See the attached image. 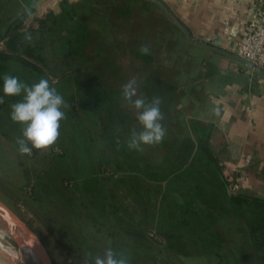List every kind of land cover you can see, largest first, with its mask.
Masks as SVG:
<instances>
[{
    "label": "rangeland",
    "instance_id": "rangeland-1",
    "mask_svg": "<svg viewBox=\"0 0 264 264\" xmlns=\"http://www.w3.org/2000/svg\"><path fill=\"white\" fill-rule=\"evenodd\" d=\"M149 7L127 0H0V49L7 47L13 32H7L8 26L16 20L23 32L18 48L23 53L29 50L47 72L37 73L10 61L0 66V82L5 73L49 78L68 104L57 142L63 145L73 139L74 147L81 142L88 146L76 148L71 164L69 150L60 146L33 150L22 166L24 172L11 160L0 164V198L39 235L55 264H94L95 257H103L108 248L127 256L130 264H264V204L233 197L242 192L264 198V178L247 176L242 183L238 176H225V185L219 184L211 163L199 160L185 145L172 147L184 134H168V156L181 152L188 157L184 163L169 157V178L162 182L165 192L160 199L150 198L149 221L133 213L144 207L143 198L128 195L132 189H143L138 181L123 178L115 194L100 197H79L65 184L67 176H139L144 157L151 155L148 160L158 162V149L127 148L129 131L139 128L134 110L120 99L121 85L134 77L137 96L150 101L157 94L152 92L154 81L147 84V78L166 75L159 64L161 22ZM25 33L31 34V41L24 40ZM142 44L154 46L156 52L141 55L135 50ZM20 99L5 97L0 117L9 115L10 104ZM1 124L9 130L21 127L10 116L3 123L0 118ZM99 138L118 143L114 157L106 142L104 149L98 148ZM100 151L108 154L102 163L97 159ZM133 152L139 156V166L129 158ZM194 153L197 156L191 158ZM231 182L239 184L238 192L230 193ZM177 184L183 196L176 195ZM86 203L106 212L81 215L79 208L73 210ZM140 222L149 225L131 227ZM192 236L206 244H191ZM1 240L12 253L20 249L9 234ZM198 250L202 258H196ZM10 260L14 261L0 250L1 264H13Z\"/></svg>",
    "mask_w": 264,
    "mask_h": 264
},
{
    "label": "crops",
    "instance_id": "crops-1",
    "mask_svg": "<svg viewBox=\"0 0 264 264\" xmlns=\"http://www.w3.org/2000/svg\"><path fill=\"white\" fill-rule=\"evenodd\" d=\"M127 1H142L148 4L151 13L157 15L161 22L159 64L166 75L159 78L149 77L147 84L151 85L154 81L153 91L151 88L149 90L162 97L161 111L164 114L162 124L166 128L167 136L165 135L158 145L145 146L147 149L159 150L155 153L158 159L156 163L148 160L152 157L150 155L144 157L143 166H139L141 162L138 161V154L134 152L129 154V158L134 162L138 161L137 165L143 168L142 171L138 169L139 176H86L82 179L67 176L64 177L67 187L78 191L79 197L94 195L100 197L115 194L118 191L116 187L119 180L123 178L138 181L139 187H142L141 183L143 184V189L138 188L137 192L132 189L134 192L128 191V195L143 198L144 207L137 208L133 213L141 214L144 221H149L151 210L147 207L150 206V198L155 196L160 199L165 192L163 189L165 184L162 186V182H167L169 178L166 176L169 157L175 159L176 163H184V159L188 157H183L181 152L170 153L171 156H168L170 139L168 134L172 133L184 134V138L172 147L177 149L185 145L198 154L197 156L194 153L191 158L197 156L199 160L211 163L213 170L218 174L215 179L223 186L226 183L225 176H238L242 183L247 176H257V180L260 177L264 178V60L262 68L254 70L236 56L240 42L250 34L249 24L257 16L263 0ZM146 17L151 16L148 13ZM149 49V54L156 52L154 46H150ZM7 62L10 61L0 60V66L4 63L6 65ZM20 79L30 85L38 82L40 78ZM0 84L3 86V82ZM50 84L54 86L52 82ZM2 89L0 88V96L4 95ZM150 91L148 92L151 94ZM8 116L7 114L4 118L0 117L2 123ZM136 125L140 130V125L138 123ZM20 132L21 127L9 130L3 124L0 125V164L6 165L8 160H11L20 172H24L25 168L22 166L29 161V156H21L17 151L15 139ZM104 142L112 149L115 147L118 149V143L99 138L100 150L105 148ZM74 145L72 139L68 144L62 145L57 142L53 147L60 146L65 151L68 149L70 163L74 159L77 147L80 150L88 147L82 142L77 147ZM115 149L110 154L111 157H114ZM105 155L100 151L97 159L102 163ZM27 173H30L29 169ZM105 182H110L108 184L111 185ZM153 182L159 183L153 186ZM179 186L178 184L175 186L176 195L183 196L178 191L182 188ZM78 208L81 215L92 214L93 211L96 214L106 212L101 206L93 208L87 203L85 206L81 204L79 207L74 206L73 210L76 212ZM108 212L112 215L113 210L108 209ZM131 225L136 229L148 227L149 224ZM189 241L195 245L206 244L195 236ZM196 254V258L203 257L200 250Z\"/></svg>",
    "mask_w": 264,
    "mask_h": 264
},
{
    "label": "clouds",
    "instance_id": "clouds-1",
    "mask_svg": "<svg viewBox=\"0 0 264 264\" xmlns=\"http://www.w3.org/2000/svg\"><path fill=\"white\" fill-rule=\"evenodd\" d=\"M25 11L31 15L29 9ZM31 39V34L25 33L24 40ZM138 51L141 55H147L150 49L142 44ZM2 79L4 95L0 96V104L5 103V97H21L9 106L10 120L21 125L20 135L15 139L19 154L31 156L33 150H47L56 145L60 137L61 122L66 119L64 109L68 104L64 97L46 78H40L30 85L10 73H5ZM137 91L136 79L130 78L121 85L120 99L134 110L140 125L139 131L135 128L129 131L126 146L130 151L143 152L145 146L158 145L163 141L166 128L162 124V97L154 95L149 101L143 95L138 97ZM94 264H130V260L124 254L117 255L108 248L103 257H95Z\"/></svg>",
    "mask_w": 264,
    "mask_h": 264
},
{
    "label": "water",
    "instance_id": "water-1",
    "mask_svg": "<svg viewBox=\"0 0 264 264\" xmlns=\"http://www.w3.org/2000/svg\"><path fill=\"white\" fill-rule=\"evenodd\" d=\"M185 30L187 31V29ZM0 220L3 222V224L12 229L14 239L19 245L20 249H30L32 252L39 256L41 260L40 264H55L51 254L49 253L47 247L45 246L39 235L13 208H11L1 198ZM11 262L13 264H36L28 256H25V259L22 261V263H15L14 261Z\"/></svg>",
    "mask_w": 264,
    "mask_h": 264
},
{
    "label": "built area",
    "instance_id": "built-area-1",
    "mask_svg": "<svg viewBox=\"0 0 264 264\" xmlns=\"http://www.w3.org/2000/svg\"><path fill=\"white\" fill-rule=\"evenodd\" d=\"M250 34L244 38L236 51V56L248 63L252 69L262 68L264 60V0L257 16L249 24ZM230 193L239 191V184L231 182Z\"/></svg>",
    "mask_w": 264,
    "mask_h": 264
},
{
    "label": "trees",
    "instance_id": "trees-1",
    "mask_svg": "<svg viewBox=\"0 0 264 264\" xmlns=\"http://www.w3.org/2000/svg\"><path fill=\"white\" fill-rule=\"evenodd\" d=\"M16 23L17 21L15 20L12 23H10V25L8 26L7 32L9 33L11 30H13V32L11 33V35H8L9 40L7 43V47L4 49H0V60L21 62L22 64H24L25 67L29 69L35 70L39 73H47L44 67H42V65H40L36 61V59L33 58L34 56L29 50H26L23 53L18 48L20 41L19 39L20 37H22L23 32L21 30H18V25ZM136 52L139 51L136 50ZM233 197L236 198L238 201L252 200L264 204L263 197L248 196L246 194H241V193Z\"/></svg>",
    "mask_w": 264,
    "mask_h": 264
},
{
    "label": "bare ground",
    "instance_id": "bare-ground-1",
    "mask_svg": "<svg viewBox=\"0 0 264 264\" xmlns=\"http://www.w3.org/2000/svg\"><path fill=\"white\" fill-rule=\"evenodd\" d=\"M5 234H9L14 238L13 231L9 227H7L3 222L0 220V250L9 256L11 259L14 260L15 263H22V261L25 259V256H28L32 261H34L36 264H40L41 260L38 255H36L34 252H32L28 248L24 249H17L16 253H12L7 249L6 244L1 240L2 236ZM1 264V262H0Z\"/></svg>",
    "mask_w": 264,
    "mask_h": 264
}]
</instances>
